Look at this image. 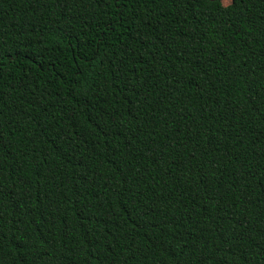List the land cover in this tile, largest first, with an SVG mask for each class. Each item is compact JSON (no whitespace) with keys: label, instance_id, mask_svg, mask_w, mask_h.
Here are the masks:
<instances>
[{"label":"trees","instance_id":"16d2710c","mask_svg":"<svg viewBox=\"0 0 264 264\" xmlns=\"http://www.w3.org/2000/svg\"><path fill=\"white\" fill-rule=\"evenodd\" d=\"M0 0V264H264V0Z\"/></svg>","mask_w":264,"mask_h":264},{"label":"rangeland","instance_id":"374dc122","mask_svg":"<svg viewBox=\"0 0 264 264\" xmlns=\"http://www.w3.org/2000/svg\"><path fill=\"white\" fill-rule=\"evenodd\" d=\"M221 2L225 6V5L229 4L230 0H222Z\"/></svg>","mask_w":264,"mask_h":264}]
</instances>
